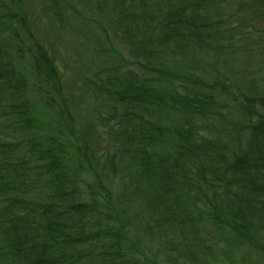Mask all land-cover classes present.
<instances>
[{
	"label": "trees",
	"instance_id": "trees-1",
	"mask_svg": "<svg viewBox=\"0 0 264 264\" xmlns=\"http://www.w3.org/2000/svg\"><path fill=\"white\" fill-rule=\"evenodd\" d=\"M74 1L0 0V264H264V0Z\"/></svg>",
	"mask_w": 264,
	"mask_h": 264
},
{
	"label": "rangeland",
	"instance_id": "rangeland-1",
	"mask_svg": "<svg viewBox=\"0 0 264 264\" xmlns=\"http://www.w3.org/2000/svg\"><path fill=\"white\" fill-rule=\"evenodd\" d=\"M108 2H110L109 0H107ZM74 2H76L77 3V7L78 8H85L84 7V4L83 3H78L79 1L78 0H75ZM97 2H99V4H100V0L99 1H97ZM110 4V3H109ZM57 44H60V42L59 41H57ZM75 58V57H74ZM73 58V59H74ZM74 61V60H73ZM66 63V62H65ZM86 63L88 64V65H90V64H92L93 63V60L92 59H89V60H87L86 61ZM231 63V65L232 66H238V65H240V64H238V63H236V65H234L232 62H230ZM121 66H125V65H121ZM241 67L243 66L244 68H247V69H252V68H254V65H251V64H248L245 60H243L242 61V65H240ZM231 67V66H230ZM91 68L92 69H95L96 68V66H91ZM129 68H131V69H133L134 71H136V72H138L139 74H142V70H141V66H138V65H136V64H133V65H130L129 66ZM83 116V115H82ZM113 124V123H112ZM113 126H114V124H113ZM111 126H107L106 128H110Z\"/></svg>",
	"mask_w": 264,
	"mask_h": 264
}]
</instances>
